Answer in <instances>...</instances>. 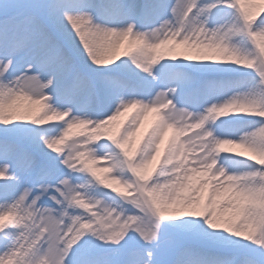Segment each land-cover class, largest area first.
I'll list each match as a JSON object with an SVG mask.
<instances>
[{"label":"rangeland","instance_id":"obj_1","mask_svg":"<svg viewBox=\"0 0 264 264\" xmlns=\"http://www.w3.org/2000/svg\"><path fill=\"white\" fill-rule=\"evenodd\" d=\"M0 264H264V0H0Z\"/></svg>","mask_w":264,"mask_h":264}]
</instances>
